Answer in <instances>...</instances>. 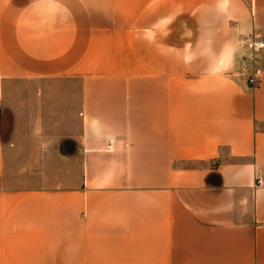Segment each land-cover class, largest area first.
<instances>
[{"label": "crops", "instance_id": "crops-1", "mask_svg": "<svg viewBox=\"0 0 264 264\" xmlns=\"http://www.w3.org/2000/svg\"><path fill=\"white\" fill-rule=\"evenodd\" d=\"M256 30L264 0H0V264H264ZM23 81L72 86L62 132Z\"/></svg>", "mask_w": 264, "mask_h": 264}, {"label": "rangeland", "instance_id": "rangeland-1", "mask_svg": "<svg viewBox=\"0 0 264 264\" xmlns=\"http://www.w3.org/2000/svg\"><path fill=\"white\" fill-rule=\"evenodd\" d=\"M68 83L64 82H40V81H23L12 83L10 89L13 92L11 96L12 105L14 109L22 111L26 118L38 117L42 119L45 126L46 133H58L63 130L62 125L66 127V124L62 123L63 118L66 113L63 109V97L58 96L60 91L63 89L70 88ZM38 94V104L34 102L35 96ZM61 100V101H60ZM66 109L67 106L65 105ZM60 129H57V127ZM22 133H25L26 129L19 130ZM71 131V130H67ZM66 132V130H65ZM26 140V141H25ZM23 145L31 147V139L28 137L22 138ZM34 165V162L30 161H17L13 165H21L24 169L21 175H17L18 180L24 186H29L32 183V179L38 176L36 171L31 172L30 166ZM36 173V174H35Z\"/></svg>", "mask_w": 264, "mask_h": 264}, {"label": "built area", "instance_id": "built-area-1", "mask_svg": "<svg viewBox=\"0 0 264 264\" xmlns=\"http://www.w3.org/2000/svg\"><path fill=\"white\" fill-rule=\"evenodd\" d=\"M263 53L264 33L262 31H253L241 39L236 74L239 81L250 90L258 88L264 77V68L260 64ZM262 184V178H258L257 185Z\"/></svg>", "mask_w": 264, "mask_h": 264}]
</instances>
